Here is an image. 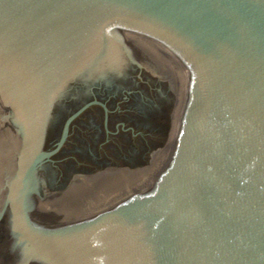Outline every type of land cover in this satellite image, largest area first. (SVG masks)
<instances>
[{
    "label": "water",
    "instance_id": "obj_1",
    "mask_svg": "<svg viewBox=\"0 0 264 264\" xmlns=\"http://www.w3.org/2000/svg\"><path fill=\"white\" fill-rule=\"evenodd\" d=\"M116 30L189 73L175 154L149 193L50 224L38 173L74 118L45 152L54 103ZM0 264H264V0H0Z\"/></svg>",
    "mask_w": 264,
    "mask_h": 264
},
{
    "label": "flooded vegetation",
    "instance_id": "obj_2",
    "mask_svg": "<svg viewBox=\"0 0 264 264\" xmlns=\"http://www.w3.org/2000/svg\"><path fill=\"white\" fill-rule=\"evenodd\" d=\"M114 36L111 58L66 82L50 117L47 153L58 148L74 117L64 144L38 173L48 205L85 192L64 208L67 220L102 214L156 185L187 112L191 79L181 59L154 39L119 30Z\"/></svg>",
    "mask_w": 264,
    "mask_h": 264
},
{
    "label": "rangeland",
    "instance_id": "obj_3",
    "mask_svg": "<svg viewBox=\"0 0 264 264\" xmlns=\"http://www.w3.org/2000/svg\"><path fill=\"white\" fill-rule=\"evenodd\" d=\"M84 193L85 192H81L79 196L76 197L75 199L79 200ZM77 200L70 198L60 202V204L58 202H52L50 203V205H48V203L46 204V202L43 200V197L41 195L39 197V200H36L35 198L33 199V214L37 215L38 217L42 218L43 220L47 221L50 224L54 221V219H56V221L61 222L63 224H67L68 220L62 217V215L64 214L63 213L64 208L68 207L69 209V206L76 203ZM71 219L81 221L78 218L77 219L71 218ZM71 222L73 224L72 220Z\"/></svg>",
    "mask_w": 264,
    "mask_h": 264
},
{
    "label": "bare ground",
    "instance_id": "obj_4",
    "mask_svg": "<svg viewBox=\"0 0 264 264\" xmlns=\"http://www.w3.org/2000/svg\"><path fill=\"white\" fill-rule=\"evenodd\" d=\"M155 183H156V180H155V182L153 184H149L148 186L142 187V189H140L138 191H135L136 192V193L134 192L135 194L128 195V198H127V200H125V202L129 201L130 199H132L133 197H135L137 195H143V194L149 193L153 189ZM34 198L36 200H38V196H37L36 193H34ZM96 216L97 215H95V216L94 215H86V217L82 216V220L81 221L69 219L68 220L69 222L67 221V224H63L61 222L56 221V219H54V221L51 224L62 226V227H68V226L74 225L76 223L87 221V220L92 219L93 217H96ZM71 220L73 221V224H72Z\"/></svg>",
    "mask_w": 264,
    "mask_h": 264
}]
</instances>
